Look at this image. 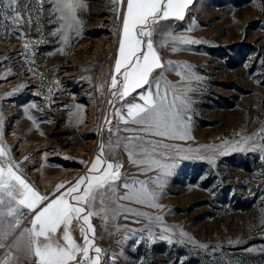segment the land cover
Listing matches in <instances>:
<instances>
[{"label": "rangeland", "instance_id": "1", "mask_svg": "<svg viewBox=\"0 0 264 264\" xmlns=\"http://www.w3.org/2000/svg\"><path fill=\"white\" fill-rule=\"evenodd\" d=\"M84 4L78 10L81 34L69 32L67 43L59 34L51 35L59 23L48 22L47 3L39 25H21L24 36L0 17V142L10 158L19 162L25 179L50 198L58 194L57 184L85 173L90 164L81 161L93 160L101 142L106 154L112 151L106 116L113 121V131L117 125L135 126L119 122L115 108L127 114L122 101L115 100L113 106L108 103L114 99L109 85L122 18L117 19L112 0H84ZM161 27L175 36L201 41L158 46L170 87L178 92L193 89L187 92L191 104L184 115L191 138L149 135L145 139L176 146L157 149L165 156L179 159L185 153L177 149H199V155L214 156L215 161L180 159L161 187L154 182L156 171L142 172L129 162L122 146L114 149L124 165L122 180L117 182L119 194L132 191L125 189L124 183L144 181V186L156 193L154 203L161 207L117 199L111 206L122 207L107 223L92 218L95 243L104 250L106 264H264L262 153L259 149L230 151L222 146L225 141L253 134L249 144L264 145V132L260 131L264 128V0H194L184 20L163 21ZM97 40L104 41L99 48ZM25 43H29L27 50ZM172 47L179 50L174 52ZM167 61L176 63L170 66ZM188 71L200 79L177 75ZM19 85L24 87L14 91ZM140 92L137 89L128 100L142 104ZM135 135L142 134L118 133L120 137ZM111 139L115 143L116 137ZM140 188L139 183L134 185V189ZM145 226L151 228L154 243L147 241L148 232L142 231ZM165 228L169 231H163ZM181 231L187 236L182 237ZM161 234L172 242L156 238ZM73 235L83 244L78 229Z\"/></svg>", "mask_w": 264, "mask_h": 264}, {"label": "snow or ice", "instance_id": "2", "mask_svg": "<svg viewBox=\"0 0 264 264\" xmlns=\"http://www.w3.org/2000/svg\"><path fill=\"white\" fill-rule=\"evenodd\" d=\"M45 3L50 5L48 22L59 23V27L51 35L59 34L60 39L67 43L69 32L81 34L82 20L78 10L85 7L84 0H27V3L24 0H0V17L10 22L13 31H19L24 36L26 33L21 30V25L27 23L29 28L39 25L41 17L45 15ZM193 3L194 0H112L117 19L122 18V35L109 85L110 95L114 99H110L108 103L113 106L115 100L122 101L127 114L120 108H115L119 122L135 126L120 128L117 125L116 131H113V121L106 116L105 124L109 125L110 133L108 147L112 151L106 154L105 145L101 142L100 151L93 160L81 161L86 165L90 164L85 173L72 181L57 184L58 194L54 198L42 194L25 179L20 172L19 162L10 158L6 147L0 142V264H106L104 250L95 243L96 227L91 222L92 218L97 217L107 223L122 207L119 204L115 208L111 206L117 199L161 207L154 203L156 193L149 191L144 186V181L124 183L123 187L132 191L119 194L117 182L122 180L124 165L116 158L114 149L122 146L129 162L140 167L142 172L156 171L154 182L161 187L163 178L172 175L180 159H207L214 163V156H201L199 149H177L178 152L185 153L179 159L165 156L163 151L157 152V149L170 150L176 146L165 144L163 140L145 139L149 135L164 139L191 138L184 115L191 104L187 92L193 89L178 92L170 87L171 82L164 76L165 61L158 46L169 47L176 41L181 44L201 43L190 37L175 36L161 27L163 21L184 20L187 9ZM117 4L121 8H116ZM158 35L161 36L160 40L155 39ZM24 48L27 50L29 43H25ZM171 50L175 52L179 49L172 47ZM60 51L63 52V49ZM175 63L167 61L170 66ZM177 75H181L182 79H200L190 71L186 74L177 72ZM23 87L24 85H19L14 91ZM137 89H141L139 95L142 104L128 100ZM169 96L172 97L171 100ZM25 111L27 114V109ZM28 118L35 123L32 116L29 115ZM2 125L3 120L0 118V135ZM121 131L142 135L120 137L118 133ZM260 131L264 132V128ZM112 136L116 137L115 143ZM254 136L255 134L241 137L234 142L225 141L222 146L230 151L259 149L261 159L264 160V145L249 144ZM201 147L218 149L221 146ZM108 155L112 156L111 160ZM136 183L141 185L140 189H134ZM128 211L134 210L129 208ZM136 215L148 214L137 212ZM155 219L161 220L159 216ZM74 229L80 231L83 244L74 238ZM142 231L148 232L149 244L155 242L151 228L145 226ZM163 231L167 232L169 229L165 228ZM180 235L187 236L182 231ZM156 238L172 242L167 235L161 234ZM180 242L183 243V240Z\"/></svg>", "mask_w": 264, "mask_h": 264}, {"label": "bare ground", "instance_id": "3", "mask_svg": "<svg viewBox=\"0 0 264 264\" xmlns=\"http://www.w3.org/2000/svg\"><path fill=\"white\" fill-rule=\"evenodd\" d=\"M102 43H104V41H101V40H97L96 41V47H101L102 46ZM110 44V43H109ZM60 74V73H59ZM58 83L60 84L61 83V80H58ZM3 85V84H2Z\"/></svg>", "mask_w": 264, "mask_h": 264}]
</instances>
